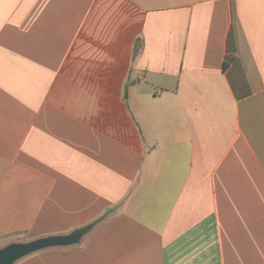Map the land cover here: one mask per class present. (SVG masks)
I'll return each instance as SVG.
<instances>
[{
  "label": "crops",
  "instance_id": "1",
  "mask_svg": "<svg viewBox=\"0 0 264 264\" xmlns=\"http://www.w3.org/2000/svg\"><path fill=\"white\" fill-rule=\"evenodd\" d=\"M85 227L15 264H264V0H0V237Z\"/></svg>",
  "mask_w": 264,
  "mask_h": 264
},
{
  "label": "water",
  "instance_id": "2",
  "mask_svg": "<svg viewBox=\"0 0 264 264\" xmlns=\"http://www.w3.org/2000/svg\"><path fill=\"white\" fill-rule=\"evenodd\" d=\"M91 227L77 229L70 234L41 237L28 242H12L0 248V264H15L37 252L78 243Z\"/></svg>",
  "mask_w": 264,
  "mask_h": 264
},
{
  "label": "trees",
  "instance_id": "3",
  "mask_svg": "<svg viewBox=\"0 0 264 264\" xmlns=\"http://www.w3.org/2000/svg\"><path fill=\"white\" fill-rule=\"evenodd\" d=\"M224 70L236 96L240 99L248 97L251 94V90L241 63L230 55L224 64ZM8 240L10 239L0 237V245L5 244Z\"/></svg>",
  "mask_w": 264,
  "mask_h": 264
},
{
  "label": "rangeland",
  "instance_id": "4",
  "mask_svg": "<svg viewBox=\"0 0 264 264\" xmlns=\"http://www.w3.org/2000/svg\"><path fill=\"white\" fill-rule=\"evenodd\" d=\"M6 245H8V244H3V245H0V248H3V247H5Z\"/></svg>",
  "mask_w": 264,
  "mask_h": 264
}]
</instances>
